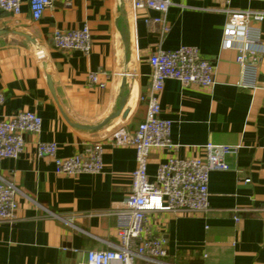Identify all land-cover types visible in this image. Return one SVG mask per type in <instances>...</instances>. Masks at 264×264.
Here are the masks:
<instances>
[{"label":"crops","instance_id":"crops-1","mask_svg":"<svg viewBox=\"0 0 264 264\" xmlns=\"http://www.w3.org/2000/svg\"><path fill=\"white\" fill-rule=\"evenodd\" d=\"M228 11L264 14V1L231 0L226 6L219 0H170L164 36L143 20L157 13L135 10L132 0H55L38 21L31 20L27 0L17 16L0 12V119L19 111L41 119L40 132L25 135L24 152L0 163V177L22 193L16 198L17 221L0 223V264H86L88 251L117 245V213L130 194L136 163L135 150L116 145L110 135L117 128L132 133L144 119L150 56L181 46L195 47L214 65V83L200 88L164 81L160 118L171 123L172 148L150 152L149 179L170 157H204L209 142L235 151L225 157L229 170L209 174L206 212L148 214L167 256L135 264H264V20L255 89L241 88L235 53L222 49ZM85 25L92 40L88 54L54 47V31ZM91 73L98 74L97 84L89 82ZM123 76L124 119L119 115L96 131L77 130L66 121L63 113L79 125L101 123L117 108ZM40 142L55 143L59 158L99 142L102 170L58 175L51 158L38 156Z\"/></svg>","mask_w":264,"mask_h":264},{"label":"built area","instance_id":"built-area-1","mask_svg":"<svg viewBox=\"0 0 264 264\" xmlns=\"http://www.w3.org/2000/svg\"><path fill=\"white\" fill-rule=\"evenodd\" d=\"M23 0H0V12L17 16ZM55 0H27L32 21H38ZM226 6L231 0H219ZM264 1V0H263ZM170 0H132L135 10H150L157 13L145 17L146 25L153 24L164 36L169 31L165 15ZM264 14L259 12L228 11L222 29V49L235 53L239 67L241 88L255 89L263 43L261 24ZM54 47L64 52L80 51L88 54L92 40L87 25L78 30L54 31ZM151 71L150 91L146 97L144 119L130 133L124 128L114 130L110 139L118 146H131L135 150V169L131 174L129 196L117 216L122 221L116 235L117 245L105 250L88 251L86 264H135L137 260L155 261L167 256L165 241L155 235L148 222V214L161 211L204 213L208 210V181L212 171L229 170L225 157L235 149L207 143L203 146L204 157L179 159L168 158L157 165L152 180L147 175L148 157L152 150L172 148L171 123L160 118L158 96L166 79H174L184 86L195 85L208 88L214 83V65L201 57L192 46H181L172 51L157 50L149 58ZM97 73L88 75L91 83L97 84ZM4 97L0 93V106ZM41 119L29 111H19L6 119H0V163L17 159L25 147L26 134L37 135ZM39 157L53 160L55 173L64 176L98 174L102 170V146L99 142L88 145L84 152L68 158L57 157L55 143H37ZM248 182V181H247ZM21 191L0 177V223L14 224L17 221L16 198ZM237 220V219H235Z\"/></svg>","mask_w":264,"mask_h":264},{"label":"water","instance_id":"water-1","mask_svg":"<svg viewBox=\"0 0 264 264\" xmlns=\"http://www.w3.org/2000/svg\"><path fill=\"white\" fill-rule=\"evenodd\" d=\"M123 41L125 43V37L123 36ZM37 58L39 60H41L43 58V52L42 51H38L36 53ZM44 73H45V77H46V81H47V85L48 88L50 90V93L52 94L53 98L55 99V101L58 103L57 98L55 96V92L54 89L52 87V81L49 75V72L47 70L46 65L43 63L42 65ZM126 77L123 76L122 77V81L118 90V103H117V108L115 109V111H113L110 115H108V117H106L101 123L94 125V126H84V125H79L76 124L74 122H71L67 119V117L65 116V114L63 113L66 121L74 128L77 130H81V131H96L98 129H100L101 127L105 126L106 124H108L111 120H113L114 118L118 117L119 115H121V118L124 119L128 113L127 110H123L124 105H125V99H126Z\"/></svg>","mask_w":264,"mask_h":264}]
</instances>
